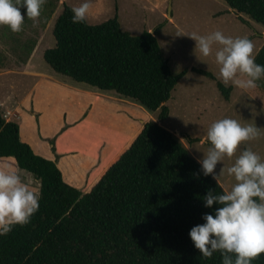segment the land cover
<instances>
[{
  "label": "trees",
  "instance_id": "obj_1",
  "mask_svg": "<svg viewBox=\"0 0 264 264\" xmlns=\"http://www.w3.org/2000/svg\"><path fill=\"white\" fill-rule=\"evenodd\" d=\"M223 1L264 26V0ZM47 6L54 7V0ZM71 7L63 3L53 25L55 46L44 50V60L56 73L112 90L158 111L157 117L144 123L95 185L82 191L64 180L54 160L21 139L17 121L0 112V157H13L40 182L39 210L30 223L0 236V264H222L219 252L202 259L189 231L213 210L202 199L208 189H225L211 176L196 175L197 158L161 124L187 69L175 73L156 34L124 30L117 10L101 23L74 24ZM255 62L264 65V42ZM192 70L216 79L207 70ZM216 84L229 99L232 87ZM252 264H264V253Z\"/></svg>",
  "mask_w": 264,
  "mask_h": 264
},
{
  "label": "rangeland",
  "instance_id": "obj_2",
  "mask_svg": "<svg viewBox=\"0 0 264 264\" xmlns=\"http://www.w3.org/2000/svg\"><path fill=\"white\" fill-rule=\"evenodd\" d=\"M48 1L42 7L35 26L28 18H25L23 30L19 33L0 25V112L6 119L22 125L23 137L39 121L48 128L47 132H57L58 127L79 119L86 110L87 98L60 83L80 88H88L89 85L56 73L43 57L44 50L55 46L53 25L62 12L63 3L79 6L82 0H54V7L47 6ZM116 10L124 30L132 34L149 30L156 34L163 54L175 73L187 69L167 101L169 115L161 124L173 131L194 157L201 158L202 152L206 153L210 147L205 142L206 132L215 120L227 117L245 126L259 127V138L241 144L233 157H225L223 165H217L216 172L220 171L218 182L225 190H231L235 181L227 175L226 169L234 163L240 151L251 148L264 158V79L257 82V88L248 91L230 85L229 99H225L216 84L219 74V65L215 63L217 46H213L209 57H200L195 41L187 35L178 34L195 32L208 35L220 30L225 36L247 37L255 45L256 55L264 42V26L244 13H237L223 0H91L87 21L101 23L112 17ZM21 12L23 14L24 10L21 9ZM195 52L204 62L198 60ZM30 61L31 68L51 74L54 84L59 85L53 89L38 85L30 95L37 77L17 69L18 66H27ZM193 67L212 72L216 79L193 71ZM40 81L44 82V79ZM146 110L156 120L158 111ZM40 112L43 117L37 118ZM184 133L199 140L189 142L183 137ZM41 139L44 153L51 151L55 134Z\"/></svg>",
  "mask_w": 264,
  "mask_h": 264
},
{
  "label": "clouds",
  "instance_id": "obj_3",
  "mask_svg": "<svg viewBox=\"0 0 264 264\" xmlns=\"http://www.w3.org/2000/svg\"><path fill=\"white\" fill-rule=\"evenodd\" d=\"M46 3L47 0H0V25L19 33L28 18L35 26ZM90 8L91 0L72 6V23L87 24ZM178 35L193 39L200 57H209L213 46H217V79L225 87L231 85L248 91L257 88V82L264 79V65L255 62V45L249 38L225 36L220 30L208 35L195 32ZM200 57L197 56L198 60L204 62ZM260 135L259 127L242 125L236 119L215 120L207 129L205 142L210 147L197 159L200 173L196 175L211 176L218 184L217 165H223L225 157H233L241 144ZM226 172L235 183L231 190L220 193L208 189L202 199L204 207L213 210L202 214L204 223L194 225L189 237L204 260L212 259L219 252L222 264H252L264 253V158L246 147ZM39 200L40 194L18 172L0 171V236L7 235L17 225L30 223L39 210Z\"/></svg>",
  "mask_w": 264,
  "mask_h": 264
},
{
  "label": "crops",
  "instance_id": "obj_4",
  "mask_svg": "<svg viewBox=\"0 0 264 264\" xmlns=\"http://www.w3.org/2000/svg\"><path fill=\"white\" fill-rule=\"evenodd\" d=\"M31 61L27 66L17 67L19 72L37 77L29 91L30 95L38 85H45L42 87H49L48 89L59 85L54 84L51 74L31 68ZM42 78L44 82L40 81ZM60 84L68 90L72 88L78 91L87 98L83 115L61 128L58 127L56 129L58 131L53 133L47 132L48 128L38 120L39 123L34 129L31 128V131L23 137L22 125L19 124L20 136L36 153L54 160L67 183L86 191L95 185L108 167L128 148L142 130L144 123L152 116L143 106H138L135 101L121 97L112 90L103 91L95 87L91 88L92 86L80 88V86ZM38 116L42 118V112L37 114V118ZM151 119L153 120V117ZM52 134H55L52 150L44 153L41 138H51ZM0 159V171L18 172L33 190L40 192L39 180L30 172L20 168L13 157H0Z\"/></svg>",
  "mask_w": 264,
  "mask_h": 264
},
{
  "label": "water",
  "instance_id": "obj_5",
  "mask_svg": "<svg viewBox=\"0 0 264 264\" xmlns=\"http://www.w3.org/2000/svg\"><path fill=\"white\" fill-rule=\"evenodd\" d=\"M169 16H170V13H169Z\"/></svg>",
  "mask_w": 264,
  "mask_h": 264
}]
</instances>
